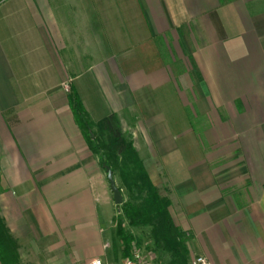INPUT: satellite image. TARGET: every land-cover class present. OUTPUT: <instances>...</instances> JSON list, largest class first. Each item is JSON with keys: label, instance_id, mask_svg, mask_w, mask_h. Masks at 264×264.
<instances>
[{"label": "crops", "instance_id": "1", "mask_svg": "<svg viewBox=\"0 0 264 264\" xmlns=\"http://www.w3.org/2000/svg\"><path fill=\"white\" fill-rule=\"evenodd\" d=\"M74 91L132 139L187 264H264V0H0V216L19 258L43 240L76 264L103 251L106 171Z\"/></svg>", "mask_w": 264, "mask_h": 264}, {"label": "trees", "instance_id": "2", "mask_svg": "<svg viewBox=\"0 0 264 264\" xmlns=\"http://www.w3.org/2000/svg\"><path fill=\"white\" fill-rule=\"evenodd\" d=\"M68 97L75 121L91 148L100 155L101 165H109L113 172L118 169L123 184L133 197L139 198L138 203H123L121 213L116 217L115 232L122 242V256L131 254L133 241V235L123 226L126 219L130 225L152 224L155 244L169 251L166 264H187L185 233L173 222L169 198L151 180L132 139L121 130L116 115L110 113L94 121L75 91ZM17 261L16 239L0 216V264H15Z\"/></svg>", "mask_w": 264, "mask_h": 264}, {"label": "rangeland", "instance_id": "3", "mask_svg": "<svg viewBox=\"0 0 264 264\" xmlns=\"http://www.w3.org/2000/svg\"><path fill=\"white\" fill-rule=\"evenodd\" d=\"M93 137V135H92ZM114 178L116 180L117 185L121 189L122 192V201L121 203H115L112 198V192L109 187V182H107V206L108 211L105 213L113 214V219L111 223L106 227L103 231V251L99 255H89L82 264H87L88 261L94 257H100L104 260H108L113 262V264H120L123 257L122 256V242L116 235V217L118 213H121V207L123 203L127 202H139V198L133 197L132 193L127 189V187L123 184L121 177L118 173V169H115L113 172ZM161 193H164L163 187L158 186ZM124 228L131 232L133 235V241L131 243V248H137L144 258H150L151 261L155 264H166L169 259V251L164 248L157 246L155 244V239L153 236V226L151 223H139L137 225H130L126 219L123 220ZM44 241V240H43ZM43 241L39 242L36 247H27L22 251V258H19L18 253V261L15 264H76L72 261L66 260L65 256H62V253L70 252L69 247L67 250L52 246L50 244H44ZM17 242V240H16ZM18 247V243H17ZM80 251V254L83 257H86L90 253L95 252V248L93 245L85 248H73L72 251ZM76 254V253H75ZM128 256V255H126Z\"/></svg>", "mask_w": 264, "mask_h": 264}, {"label": "built area", "instance_id": "4", "mask_svg": "<svg viewBox=\"0 0 264 264\" xmlns=\"http://www.w3.org/2000/svg\"><path fill=\"white\" fill-rule=\"evenodd\" d=\"M97 156L100 157L98 153ZM136 249L137 248H131V254L123 257L120 264H155L150 258H144ZM87 264H113V262L104 260L100 257H94L90 259ZM189 264H210V261L204 254H196L190 259Z\"/></svg>", "mask_w": 264, "mask_h": 264}, {"label": "water", "instance_id": "5", "mask_svg": "<svg viewBox=\"0 0 264 264\" xmlns=\"http://www.w3.org/2000/svg\"><path fill=\"white\" fill-rule=\"evenodd\" d=\"M106 177L109 182V187L112 192V198L115 203H121L122 201V192L119 186L116 183V180L113 175V171L109 165H105Z\"/></svg>", "mask_w": 264, "mask_h": 264}]
</instances>
